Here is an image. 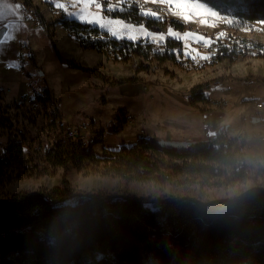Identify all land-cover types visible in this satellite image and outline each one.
<instances>
[{"label":"rangeland","instance_id":"1","mask_svg":"<svg viewBox=\"0 0 264 264\" xmlns=\"http://www.w3.org/2000/svg\"><path fill=\"white\" fill-rule=\"evenodd\" d=\"M59 2L69 4L70 0ZM99 2L102 15L109 19H118L104 14L109 4L116 5V10L122 9L124 4L127 7L136 4L142 13H158L157 17H148L162 20L165 17L181 23L183 30L166 28L159 33L150 31L154 34L163 33L166 37L169 29L181 34V38L177 39L182 41L181 54L175 62L158 63L141 57H132L127 62L115 61L113 57L80 47L77 39L69 35L58 20L64 17L81 21L76 16L56 9L54 0H4L5 4L14 6L18 3L22 7L19 18L5 11L4 19L0 21V37L6 32L12 37L0 44V103L10 106L6 125L11 128L8 131L0 130V155L8 146L6 132H11L22 142L24 157L29 165L37 164L41 172L46 170L47 173L22 177L10 183L0 181V199L21 191H46L61 184L63 169L43 163L44 152L54 134L49 129V114L54 108L59 110L56 123L66 130H72L75 135L79 134L97 155L131 146L139 137L193 143L225 134L244 144L243 151L237 155L238 166L245 174L243 179L236 177V171L227 168L223 177L173 174L171 180L164 184L131 181L126 185L118 177L101 175L94 166L89 169L71 167L66 179L77 192L105 190L121 193L126 190L137 196L165 194L195 197L207 203L232 199L254 186L264 188V121H252L253 107L247 105L249 109L245 111L243 106L248 101H242L238 96L240 83L233 81L230 75H225L232 71L235 60L257 54L264 58V53L259 51L261 47L256 46L259 42L254 41L257 39L248 37L249 33L264 34V21L242 23L199 0L201 14L193 12L190 20L173 16L166 6L154 4L151 0ZM29 6L40 14L45 31L23 21L21 11ZM91 10L96 11L95 8ZM74 11L77 9L69 7V12ZM4 24L12 26L6 29ZM257 37L263 38L260 35ZM139 40L152 42L145 38ZM215 41L226 44L223 53L207 49V44ZM235 41L249 43L254 48L253 52L243 56L233 55L227 45ZM259 44H264V41ZM58 54L83 67L97 70L104 78L60 63ZM227 54L233 57L222 63L216 61L218 56ZM235 69L240 67L235 66ZM196 87L205 94L211 91L209 99L194 101L190 98V91ZM225 88L230 90L229 95L223 94ZM257 88H250L254 92L248 96V100L254 101V105L256 101L264 105V91ZM45 90H48L46 95L51 102L47 105L36 103L37 96L44 94ZM117 115L120 119L125 116L127 122L121 123L115 117ZM113 124L117 126L114 128L116 131L110 129ZM220 128L222 132L217 134ZM191 147L192 144L187 149ZM150 263L151 260L147 259L141 264Z\"/></svg>","mask_w":264,"mask_h":264},{"label":"trees","instance_id":"2","mask_svg":"<svg viewBox=\"0 0 264 264\" xmlns=\"http://www.w3.org/2000/svg\"><path fill=\"white\" fill-rule=\"evenodd\" d=\"M199 1L242 23L264 21V0ZM104 14L143 25L152 32L183 30L177 21L144 16L136 4H124L112 12L105 8ZM58 21L80 47L115 61L141 57L158 63L175 62L182 52L181 40L167 38L162 44L133 42L113 38L97 26L74 19L63 17ZM58 60L104 78L97 70L59 54ZM198 88L190 91V98L206 100ZM46 94L48 90L38 95L35 102L50 103ZM9 107L0 103L3 131L11 129L6 125ZM49 116V129L54 134L43 163L62 168L63 179L59 186L46 191H21L0 199V264H141L147 259L150 264H264L263 187L254 186L232 199L204 203L195 197H144L126 190L77 192L66 179L71 167L93 166L101 175L118 177L126 185L131 181L164 184L173 174L223 177L227 168L243 179L245 174L238 166L237 155L241 153L239 146L243 149L244 144L238 139L221 134L212 140L193 142L190 149L177 152L163 148L153 137H139L131 146L97 155L79 134L66 136L67 130L56 123L58 108ZM115 117L123 124L127 122L125 116ZM116 127L113 124L111 131H116ZM6 133L8 146L0 155V181L10 183L46 174L37 164L29 165L22 142L11 132ZM72 200L76 202L69 203Z\"/></svg>","mask_w":264,"mask_h":264},{"label":"snow or ice","instance_id":"3","mask_svg":"<svg viewBox=\"0 0 264 264\" xmlns=\"http://www.w3.org/2000/svg\"><path fill=\"white\" fill-rule=\"evenodd\" d=\"M151 2L166 6L167 11L173 16L181 17L184 20H190L193 12H195L196 15H200L202 11L198 6L197 0H151ZM54 4L56 9L63 10L68 15L76 16L81 22L95 24L100 29L106 30L112 37L118 39L127 38L130 41L136 42L141 38H145L151 40L153 43L162 44L166 42L167 37H173L176 39L181 38V34L174 33L171 29H169L166 37L163 33L154 34L146 30L143 25L135 27L131 24H125L120 19H109L102 15V5L99 0H70L69 4L54 0ZM21 7L22 6L18 3L13 6L5 4L4 0H0V21L4 19L5 11L12 13L19 18V10ZM69 7L77 9V11L69 12ZM116 7V5L109 4L107 11H115ZM92 8H95L96 11H92ZM142 14L146 16H158V13L154 11H145ZM11 26V24H4L6 29ZM10 39H12V37L6 32L3 37H0V44L8 42ZM13 66L14 65H9V67Z\"/></svg>","mask_w":264,"mask_h":264},{"label":"crops","instance_id":"4","mask_svg":"<svg viewBox=\"0 0 264 264\" xmlns=\"http://www.w3.org/2000/svg\"><path fill=\"white\" fill-rule=\"evenodd\" d=\"M258 35L262 36L263 38L257 37ZM248 37H252L254 39H257L254 41L259 42V43H262L264 41V34L249 33ZM252 38H249V39H252ZM228 55L229 54L224 55V56H219L222 59L217 58L216 61H218L219 63H222L224 61H227V59L230 56L233 57V55H229V56ZM243 55H248V54H243ZM259 55L261 56V54L248 55V56H245L243 58L238 59V61L237 60L233 61V58H231L230 60L233 61V65H232L233 69H232V71L230 70L231 72H226V74H225V75H230L234 79L233 81L237 80L240 83L241 88L238 91V96H239L240 100L248 101L247 103H244V106H243V109L245 111L246 110L248 111V109H249V107L247 105H251L253 107L254 112H251V114L253 115L252 116L253 122L264 121V110L258 109L254 105V101L248 100V98H249L248 96H250L251 94H253L252 92H254V89H250V88L258 86L259 87V88H257L258 90L262 89V91H264V85L262 84V82H264V58L260 57ZM65 59H67V58H65ZM235 66H239L240 69H238V70L235 69ZM225 90L226 91H224L223 94L229 95L230 90L229 89L227 90V88H225ZM209 93L210 94L204 93L206 98L210 97L211 91H209ZM256 102H258V101H256Z\"/></svg>","mask_w":264,"mask_h":264},{"label":"built area","instance_id":"5","mask_svg":"<svg viewBox=\"0 0 264 264\" xmlns=\"http://www.w3.org/2000/svg\"><path fill=\"white\" fill-rule=\"evenodd\" d=\"M21 14H22L23 21L25 23H29L34 27L42 28V30L45 31L43 20L35 8L30 7V6L25 7L24 9H22ZM225 45L226 44H222L219 41H215L212 44H207V49L212 51V52L213 51H215V52L221 51L223 53V49H224ZM227 46H228L227 49H229V51L231 53H233V55H238V56L245 54V53L253 52V50H254L252 45H250L249 43L242 42V41H235V42H232V44L227 45ZM263 48L264 47H261V49L259 50L260 53H264ZM255 106L257 108H264V105L261 102H256ZM74 135H75V133L72 130H67V132H66L67 137H73ZM238 151L239 152L243 151L241 146H239Z\"/></svg>","mask_w":264,"mask_h":264},{"label":"water","instance_id":"6","mask_svg":"<svg viewBox=\"0 0 264 264\" xmlns=\"http://www.w3.org/2000/svg\"><path fill=\"white\" fill-rule=\"evenodd\" d=\"M221 132H222V129L220 128L217 134H221ZM158 144L165 149H173V150H176L177 152H180V151L187 150V148L192 144V142L161 139V140H158Z\"/></svg>","mask_w":264,"mask_h":264}]
</instances>
